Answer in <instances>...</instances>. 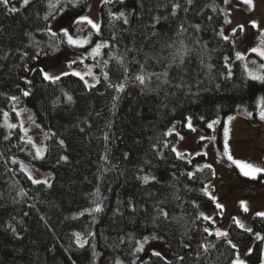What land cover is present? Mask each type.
Segmentation results:
<instances>
[{
  "label": "trees",
  "instance_id": "1",
  "mask_svg": "<svg viewBox=\"0 0 264 264\" xmlns=\"http://www.w3.org/2000/svg\"><path fill=\"white\" fill-rule=\"evenodd\" d=\"M88 2L0 3V264H235L238 245L251 240L246 264H261L264 239L255 234L264 237V217L247 227L233 222L224 237L205 231L200 204L213 205L205 192L213 169L196 168L203 156H178V135L168 132L181 121L190 134V117L202 127L219 120L221 133L236 112L258 123L264 81L246 74L224 34L225 0L103 2L90 45L107 44L87 58L98 81L74 74L45 80L44 59L58 64L64 53L88 48L51 31L63 11L80 13ZM15 106L45 129L42 158L18 123L7 127L4 113L17 121ZM20 160L50 171V180L34 183ZM146 235L165 255L140 258Z\"/></svg>",
  "mask_w": 264,
  "mask_h": 264
},
{
  "label": "rangeland",
  "instance_id": "2",
  "mask_svg": "<svg viewBox=\"0 0 264 264\" xmlns=\"http://www.w3.org/2000/svg\"><path fill=\"white\" fill-rule=\"evenodd\" d=\"M238 1L241 2V0ZM103 2L105 0H89L87 7L82 12L74 13L66 9L67 11H63L53 21L51 24L52 32L63 35L62 29L67 28L73 39L81 42L88 41V43H84L82 46H75L88 48L79 54L64 53L58 64L49 59H44V68L50 75L61 76L62 73L73 74L79 72L84 76V81L89 85H93L98 81L99 74L95 70V65L93 62H87V58L93 59L100 56L107 41L100 40L90 45L92 34L97 32L96 29L87 21L76 23L75 20L86 16L94 23L100 25V6ZM253 5L254 7L242 2L237 3L235 0H229L228 3L224 2L223 6L227 14V24L223 30L224 34L231 37L235 42L236 54H243L244 59L241 61L249 77H251L249 73L261 76L264 74V68H261V65L264 64V58L251 51L254 47L264 48V45L261 44L262 35H264V0H253ZM253 20L257 22L258 27H253ZM241 25H243V30L238 35H234V30L240 28ZM63 37L67 41V37L64 35ZM97 44L101 45L99 55H94L92 49ZM73 61L75 63H72ZM89 71L91 75L88 74ZM262 101H264V98L259 97L258 123L255 125L249 121L247 115L236 112L225 118L221 133L219 130V120L217 119L213 120L218 122L213 124L212 128L208 126H196L191 122L192 128L195 131L190 128V134H183L181 132V121L174 122L168 130L169 133H176L178 135V140L174 145L176 152L188 158L204 157L203 160L196 162L197 169L204 167L206 164L212 165L214 179L205 186V189L207 190V194L214 198L213 205L200 204V206L202 208V216L204 218L207 217V219L205 218L207 220L206 229L215 238L218 237L216 235L217 232L227 233L231 223H237L236 221L238 220V225L247 227L257 212H264V173L258 174L255 179L244 176L240 168L231 160H228L224 152V132L227 128L228 148L233 159L251 163L257 167H264V120L259 118V113L264 108V102ZM14 109L17 112V121L11 119L9 112H6L8 113L7 120L4 116L6 125H17L18 123L21 126L22 124L24 135L28 140L31 138L33 141L32 144L35 147V152L37 148H41L44 150L42 152L43 155L46 149L45 129L34 120L27 107L15 106ZM229 117L233 119L229 121ZM25 130L27 134H25ZM201 137H204V139H201ZM212 137L214 139H211ZM20 166L33 180L44 182L49 181L51 178L50 171L41 169L26 161L20 160ZM243 177L260 181L259 183L249 182L244 180ZM242 201L246 202L248 211H244V207L241 204ZM217 204L223 207L218 208ZM257 234L261 237V234L256 233L255 238H257ZM151 236L153 235H146L139 244L140 249L142 246L141 259H145L150 251L165 255L163 253V245L157 239L151 238ZM77 238L80 243H85V239L80 234L77 235ZM253 242L251 240L245 244L238 245L239 251L235 261L239 258L244 261V264L247 263L244 257L251 250ZM261 264H264V249Z\"/></svg>",
  "mask_w": 264,
  "mask_h": 264
},
{
  "label": "snow or ice",
  "instance_id": "3",
  "mask_svg": "<svg viewBox=\"0 0 264 264\" xmlns=\"http://www.w3.org/2000/svg\"><path fill=\"white\" fill-rule=\"evenodd\" d=\"M23 2H24V4H27V3H28V0H23ZM70 2H71V0H70ZM105 2H108V0H105ZM121 2H122V0H121ZM228 2H229V0H225V3H228ZM241 2H242L243 4L250 5V6H253V7H254V5H253V0H241ZM0 3H3L4 5H8L9 0H0ZM176 7H179V5H176ZM10 10H11V11H16L17 9L13 7V8L10 9ZM119 16L123 17V16H124V13L121 12V13L119 14ZM82 21H87L89 24H91V26H92L94 29H96L97 33H99V31H100V25H99V24L94 23L91 19H89V18L86 17V16H82V17H80L79 19L75 20L76 23H81ZM124 23H128L127 18L124 19ZM252 25H253V27H258V24H257V22H256L255 20L252 21ZM240 28H241V30H243V25H241ZM62 31H63V35H64L65 37H67V41H68L69 44H72V45H81V46H82L84 43H88V41H83V42H81V41H78V40H76V39H73V36H72L71 34H69V31H68L67 28H63ZM52 35L55 36L56 33L53 32ZM224 39L227 40L228 37L225 36ZM261 44L264 45V35H262ZM100 47H101V45H100V44H97V45L92 49V53H93L94 55H99V49H100ZM251 51L257 53L261 58H264V48H261V47H254V48L251 49ZM236 58H237V59H240V60H243V59H244V56H243V54H241V53H237V54H236ZM72 63H75V61H73ZM69 66H70V65H69ZM261 68H264V64L261 65ZM39 71L41 72V74L43 75V78H44L45 80H48V81H51V82L54 83V82H56V81H58V80L60 79V76H52V75H50V74H49L45 69H43V68L39 69ZM73 74L76 75V76H79L80 79H82V80L84 79V76L81 75V73H79V72H75V73H73ZM88 74L91 75V72L89 71ZM61 75H69V73H62ZM249 75L252 77L253 80H261V81H264V76H261V75H255V74H253V73H249ZM136 79L139 80L141 84H143L144 81H145V77H144V76H137ZM28 83H31V81H28ZM119 88H120V90H122V89H123V85H120ZM29 94H30L29 91H26V90H25V91L23 92V95H24V96H28ZM11 99H12L13 101H15V100H17L18 98L15 97V96H13ZM68 99L71 100L72 97L69 96ZM262 102H264V101H262ZM18 114H19V113H18ZM4 116H5V119L7 120V118H8V113H4ZM249 116H251V113H249ZM259 118H260L261 120H264V108L261 109V111H260V113H259ZM29 119H31V117H29ZM228 119H229V121H231L233 118H232V117H229ZM217 122H218V121H213L212 123H209L207 126H208L209 128H212V127H213V124H215V123H217ZM16 126H17L16 124H8V125H7V127H9V128H15ZM22 126H23V125L21 124V127H22ZM187 126H188L189 128H192L191 118H190V117L188 118ZM192 130L195 131L194 128H192ZM25 134H27V131H26V130H25ZM169 134H171V133H169ZM224 135H225V141H224V152H225V154L227 155L228 160H231V161H232L237 167H239L240 170H241V172H242V174H243L244 176L251 177V178L255 179V178L257 177L258 174H260V173H264V167H257V166H254V165L251 164V163H245V162H241V161H239V160H235V159H233L232 155H231L230 152H229V148H228V141H227L228 129H227V128L225 129ZM6 138H7V137H6ZM181 139H182V137H181ZM201 139H204V137H201ZM211 139H214V137H212ZM28 143H29V144H32V143H33V141L31 140V138H29ZM61 143H62V142H61ZM43 151H44L43 149H41V148H37V149H36V155H37V157H41V158H42V152H43ZM173 151H175V149H173ZM177 155H178V156H181L182 154L179 153V152H177ZM205 155H206V153H205ZM64 159H66V157H65ZM14 162H15V161H14ZM204 167L211 169L212 165H210V164H206V165H204ZM190 175H191V174H190ZM30 178H31V177H30ZM145 180H147V177L145 178ZM33 182H34V183H40V181H38V180H34ZM44 183L46 184L47 181H44ZM205 192L207 193V190H206V189H205ZM213 199H214V198H213ZM241 204H242L243 207H244V211H248V208H247V204H246V202L242 201ZM217 207H218V208H222L223 206L220 205V204H217ZM96 210L99 211V208H97ZM162 214H163L164 216H167V213H162ZM256 215L264 217V212H257ZM205 218L207 219V217H205ZM236 222L239 223L238 220H237ZM240 226L243 227V225H240ZM248 230L251 231V229H248ZM205 231H208V229H205ZM216 235H217L218 237H224V236H227L228 234H227L226 232H217ZM257 238H258V239H264V237H260L258 234H257ZM78 242H79V241H78ZM228 242L231 244V241H228ZM81 246H82V245H81ZM232 247L235 248L236 245L233 244ZM139 250H142V246H141V249H138V251H139ZM205 250H207L206 247H205ZM153 254L156 255V256H160V255H161L159 252H154ZM235 264H244V261H243V260H240L239 258H237V260L235 261Z\"/></svg>",
  "mask_w": 264,
  "mask_h": 264
}]
</instances>
